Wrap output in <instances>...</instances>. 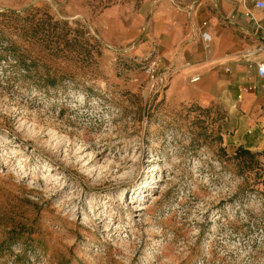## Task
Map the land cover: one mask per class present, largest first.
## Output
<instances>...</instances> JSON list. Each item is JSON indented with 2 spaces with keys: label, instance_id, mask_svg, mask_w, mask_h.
Segmentation results:
<instances>
[{
  "label": "rangeland",
  "instance_id": "374dc122",
  "mask_svg": "<svg viewBox=\"0 0 264 264\" xmlns=\"http://www.w3.org/2000/svg\"><path fill=\"white\" fill-rule=\"evenodd\" d=\"M161 1L0 0V264H264V151L169 100Z\"/></svg>",
  "mask_w": 264,
  "mask_h": 264
},
{
  "label": "crops",
  "instance_id": "0c3cea01",
  "mask_svg": "<svg viewBox=\"0 0 264 264\" xmlns=\"http://www.w3.org/2000/svg\"><path fill=\"white\" fill-rule=\"evenodd\" d=\"M255 1L162 0L152 18V39L174 74L169 100L223 108L237 146L261 152L264 76L257 75L255 62L264 52H251L264 41L256 26H264V7ZM202 31L210 34L207 44Z\"/></svg>",
  "mask_w": 264,
  "mask_h": 264
},
{
  "label": "built area",
  "instance_id": "2783aa9c",
  "mask_svg": "<svg viewBox=\"0 0 264 264\" xmlns=\"http://www.w3.org/2000/svg\"><path fill=\"white\" fill-rule=\"evenodd\" d=\"M254 5L257 8H263L264 7V1L263 0H256ZM256 26L258 29L264 31V26H262L259 23V21L256 22ZM201 37H202L203 41L205 42V44H207L211 39L210 34L207 31H202ZM256 52H264V41H263V43L258 45L257 48L254 51H252L251 53H256ZM255 67H256L257 75L264 76V59L258 60L257 62H255ZM150 69L151 68L148 69L149 72L151 71ZM198 78H199L198 76H192L191 81H196Z\"/></svg>",
  "mask_w": 264,
  "mask_h": 264
},
{
  "label": "trees",
  "instance_id": "16d2710c",
  "mask_svg": "<svg viewBox=\"0 0 264 264\" xmlns=\"http://www.w3.org/2000/svg\"><path fill=\"white\" fill-rule=\"evenodd\" d=\"M240 148H241L240 152H242V154L245 153V154H247V155L250 156V157L256 155V153L250 151L249 149H245V148H243V147H240Z\"/></svg>",
  "mask_w": 264,
  "mask_h": 264
}]
</instances>
